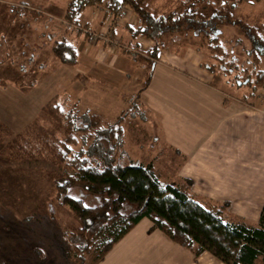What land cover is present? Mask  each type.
Returning a JSON list of instances; mask_svg holds the SVG:
<instances>
[{"label": "crops", "instance_id": "1", "mask_svg": "<svg viewBox=\"0 0 264 264\" xmlns=\"http://www.w3.org/2000/svg\"><path fill=\"white\" fill-rule=\"evenodd\" d=\"M1 1L6 6L0 8V148L25 125L35 122L52 97L56 103L62 100L64 106L71 99L82 105L78 106L82 110L107 116L109 104L119 101L112 98L113 92L131 85L130 77L138 66L120 46L107 53L103 40L94 41L91 33L110 34L132 48L135 43L134 49L143 53L151 41L134 38L131 22L109 25L106 9L84 8L77 15L82 22L73 26L74 32L68 29L74 23L63 19L68 0L60 1L58 7L37 0ZM36 6V11L49 14V21L14 20L27 18ZM57 41L71 46L72 66L54 54L52 45ZM163 55L162 49L157 59L145 61L149 67H144L145 75L150 71L151 76L135 94L133 104L137 107L131 110L130 119L148 115L143 123L156 125L158 136L154 137L162 145L156 151L157 161L165 160V147L172 159L164 164L172 169L173 179L189 178L191 190L198 196L225 200L231 214L257 221L264 205L263 103L244 101L242 88L246 86H238L240 90L232 97L222 85L212 84L207 70L198 68L201 62H167ZM171 60L176 59L171 56ZM103 84L107 89L100 87ZM103 103L108 105L103 107ZM122 150L133 159L124 142ZM151 225L142 218L96 264H224L208 252L195 255L159 229H150ZM39 238L0 208V257L4 264H63ZM34 247L45 260H38Z\"/></svg>", "mask_w": 264, "mask_h": 264}, {"label": "trees", "instance_id": "2", "mask_svg": "<svg viewBox=\"0 0 264 264\" xmlns=\"http://www.w3.org/2000/svg\"><path fill=\"white\" fill-rule=\"evenodd\" d=\"M223 1L225 6L219 7L213 6L214 0H179L174 7H159L158 0H69L65 20L74 23L84 8L96 4L113 14L124 6L130 8L137 23L130 28L133 37L154 40L144 55L129 52L136 61L157 59L165 36L193 33L209 54L211 63L205 66L227 82L250 88L253 97L256 89L264 88V26L231 17L229 6L242 0ZM221 18L241 29L248 43L242 60L237 56L239 51L234 57L225 51L215 23ZM52 49L66 64H74L69 44L57 41ZM150 76L148 72L141 90ZM45 107L60 112L55 97ZM133 114L131 109L122 111L110 122L99 113L72 108L63 114L66 128L62 138L56 137L50 144L40 141L42 147H36L39 139L31 122L7 145L12 159L42 158L47 155L41 154L43 149L73 171L53 176L55 196L69 208L75 221L69 232L63 233L67 236L66 264H95L142 218L151 222L150 229H159L195 255L208 252L224 264H264V205L258 220L247 222L229 212L227 201H213L192 192L191 179L163 182L151 161L126 157L121 149L122 126ZM121 157L128 161L120 162ZM72 188L92 195L93 204H86L82 194H69Z\"/></svg>", "mask_w": 264, "mask_h": 264}, {"label": "rangeland", "instance_id": "3", "mask_svg": "<svg viewBox=\"0 0 264 264\" xmlns=\"http://www.w3.org/2000/svg\"><path fill=\"white\" fill-rule=\"evenodd\" d=\"M37 1H40V3L42 1L47 5L51 4V6L54 5L53 7H58V3H60V1L62 0ZM68 1L66 2V6ZM178 1L179 0H158L157 5L159 7H163V5L165 7H174L178 5ZM214 1L215 3H213V6L215 7L225 6L223 0ZM17 3L20 2L17 1ZM2 6L6 5L0 0V8H2ZM9 6L13 5L9 4ZM91 6H94L98 10L101 9L105 12V8L101 4ZM34 9L35 10H32V12L29 11L28 15H25L27 18L21 19L15 17L14 20H27L32 23H39L44 21L47 22L50 20L49 14H47L46 11H36L39 9L38 6H36V8ZM45 9H47V7ZM228 9L230 10L231 17H233L234 19H241L243 22H246L248 25L252 26H264V0H244L242 2H238L232 6H229ZM121 11L122 13L120 14ZM11 15L12 14L9 13L10 17ZM63 19H65V13ZM81 20L82 19L75 18L74 24L69 25L68 29L75 32V28L73 26L76 27L81 25ZM107 20L109 25L112 23L122 24L123 22H131L129 24H131L132 26L137 25L134 13L130 8L125 6L122 7L116 14L108 13ZM215 23H217V35L221 43L224 45L225 51L229 53V56L232 55V57H234V55H236V52L239 51L237 56L238 58L240 56L242 60L245 56V49L248 47V43L245 41L244 35L239 26L234 25L231 22L225 23L222 18L216 19ZM91 34L94 41H97L99 38L103 40L107 48V53L114 52L115 49L120 46L122 48V51L126 52V54H129V52H139L138 54L141 53L142 55H144L143 52L134 49V47L136 46L135 43H131L133 45L132 48V46L129 47L125 43L123 44L120 40L118 41L110 34L101 35L96 31ZM139 38L142 37L139 36ZM163 39L164 44L160 50L163 49V51L165 52V55H163L165 61L170 62L178 60L181 61L180 63L184 65H187L188 63H195L197 65L198 62H201L198 68L207 70L208 73H206V77H211L212 84L222 85L225 91L227 89L228 93L232 97H236L238 90H240H237L238 85L232 82H227L224 77L216 75L205 66L206 62L211 63V61L210 59L208 60L209 54L205 47L201 45L199 37H196L193 33H189L183 36L177 35V37L174 35H169L165 36ZM147 40L151 41L149 43L150 46L154 43V40L152 39ZM171 56H173V58L176 60H171ZM59 59L61 60L60 57ZM62 62L65 63L64 61ZM134 62L136 63V66H138V69H135L133 75H131L130 77L131 85L130 83L127 84L126 89L122 90L120 93L113 92L112 98L115 99L117 97L119 98V101H116L117 104L116 102L109 104L111 107H108L109 111H107L108 113H106L107 116L103 117L105 121L107 120L110 122H114V115H116L120 111H124V109H129L130 111V109L133 110V108L137 107V105L133 104V100H135L136 98L135 94H137L138 89L140 88L141 90L142 85H144L146 79L145 68L149 69V67L145 65V61L137 62L134 59ZM23 84L24 83L22 82L21 85ZM100 87H102V89H107V86H105L104 84ZM242 89L241 90L244 92L243 97H245L244 101H250L254 99L256 101H261L264 105V88L256 89L255 95L253 97L249 93L250 88ZM122 94H124V97ZM128 96L131 97L128 98ZM58 100L59 102H57V104L60 110L59 113L52 111V109L49 107H42L41 115L35 122H33L34 128L37 133L36 138L39 139V141L35 140V142H37L35 145L36 147H42L43 144H41L40 141L42 143H44L45 141L49 143L56 137L62 138L64 136L63 132L66 128V125L63 114L68 111L69 106H72L75 112H78V110L80 112L83 109L80 108L82 105L73 102V100L71 99H68L67 102L65 101V106L62 100ZM107 100L109 102L113 101L109 99ZM107 105L108 103H103V107ZM117 106H119L118 109H116ZM262 110L264 111V108H262ZM146 117H148V115H145L144 118H142V116H134L130 119L129 116V118H125V121L123 120L125 125L122 126L124 128L123 142L125 145V149L128 151V153L132 152L133 156H131V158L133 159H139L143 162H148L149 158L152 159L151 162L155 167L159 179L163 182L171 181L174 177L172 169L164 164H168L167 162H171L172 158L170 152H167L166 148L164 147L162 152L165 160L162 159L163 161H157L158 155L156 154V151H158L159 147H162V145H160V143L156 141L154 137L155 135L158 136V128L156 127V125H148V123H143V119H145ZM26 126L27 125H25L16 135L21 133L26 128ZM72 134L76 135L74 132H72ZM78 134L77 136H80V133ZM15 136L8 139L0 148V208L2 211H7L17 222L30 229L31 232L38 234L40 236V243H45L44 245L48 247L49 251H53L58 254V256L62 259V263L66 264L63 256H65L67 250V242L65 243L64 240V237L67 239V236L63 233H68L70 227H73L75 225V221L69 208L66 205L60 204L59 200L55 196L53 176L54 174H61L65 172L67 174H72L73 171L71 169L64 168L61 164L55 162L53 155H48L47 151L45 152L43 151V149H41V154L46 153L47 155L44 154L45 157L42 158L28 159L16 157L15 159H12V156L9 155L10 149L8 148L9 151L7 150V145ZM119 161L127 162L128 160L126 157H121ZM156 167L159 169V171ZM68 193L72 196H78L80 194L84 195L83 198L86 204H93L94 202L92 195H87L80 189L72 188ZM237 217H240L250 223L256 222L252 218L247 219L241 216ZM36 251L43 255L44 259H39ZM33 252L38 260H45V255L41 253L38 248L34 247ZM0 264H4V260L1 257Z\"/></svg>", "mask_w": 264, "mask_h": 264}]
</instances>
